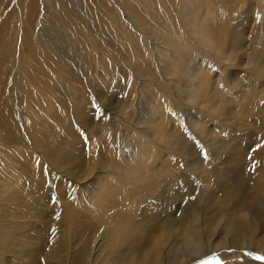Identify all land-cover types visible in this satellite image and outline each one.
I'll list each match as a JSON object with an SVG mask.
<instances>
[{"label": "rangeland", "instance_id": "1", "mask_svg": "<svg viewBox=\"0 0 264 264\" xmlns=\"http://www.w3.org/2000/svg\"><path fill=\"white\" fill-rule=\"evenodd\" d=\"M0 54L19 57L0 199L21 264H120L182 243L195 210L249 242L180 264H264V0H0Z\"/></svg>", "mask_w": 264, "mask_h": 264}, {"label": "bare ground", "instance_id": "2", "mask_svg": "<svg viewBox=\"0 0 264 264\" xmlns=\"http://www.w3.org/2000/svg\"><path fill=\"white\" fill-rule=\"evenodd\" d=\"M204 1L205 0H199V2H204ZM227 35L231 36V34H228V33H227ZM237 36H238V34H236V36L233 38L234 42H236L237 39L240 37V36H238V37ZM166 47H167L166 48L167 50H170V48H168V46H166ZM18 58L19 57L16 54H15V56L12 55V57H11V54H0V84H4L5 82H9V66L11 67L12 64L18 60ZM10 121H11L10 116H7L4 119V124L5 125L10 124ZM4 124H3V126H5ZM5 136L8 137L7 135H5ZM50 171L52 172V170H50ZM13 176L14 175L12 174V177ZM51 176H53V175H51ZM77 185H79L78 186L79 188H77ZM7 187L10 188V187H12V185L8 184ZM73 188L79 189V191H77L78 195L76 197L78 199H81L82 193L84 191L83 185H80L79 182H77V183L74 182V183H71V186L69 187V189H73ZM94 196L95 195L92 194V197H94ZM4 202H5V199H2L0 201V214L2 215L1 220L3 222L5 220L4 216H5V213L7 211L6 208H3V205L5 207V204H3ZM11 205H13V204L11 203ZM16 211H18V210L9 211V215L15 216ZM15 218H16V216H15ZM185 220H186L187 224L185 227L184 237L182 238V239H184V241H181L182 243H179L180 240L179 241L176 240L174 242H169L170 238H168L165 234L155 236L150 240L149 243L146 241L147 246H149V245L150 246H149L148 250L145 251L144 255H141L140 257H138V256L132 257L131 259H129L127 261H123V262L121 261L120 264H180L184 261L185 257H189L190 259H193V258L198 257L197 255H199L200 253L202 254L204 251H207L209 249H214V252L211 251V253H213V254L215 252H217L218 250H224V249L230 250L229 253L225 251L222 254L224 258H229L235 254L236 250H240V248H242L240 246L242 243L246 244L249 242V241L241 242V241L237 240L236 243L233 244V243H229L227 240H223L220 244L217 243V241L215 240L216 230L210 229L207 231L209 221L203 217V213H202V219H201L200 213L197 210L191 211L190 216L186 217ZM14 221H15V219H14ZM11 225H13V223H7V222L5 223L4 222L6 235H9L8 234V228L12 229V232H11L10 236L6 237V239L0 238V262L3 264H16L13 262V260L15 258H19L18 262L21 264L23 254L18 253L16 255V253L22 252V249H20V247L18 249L17 246L21 242H23V240H24V234L22 235V232H24V231L21 232V230H20L21 226L17 227L16 225H14L16 227H13ZM25 225H27V224H25ZM25 225H23V226H25ZM31 225H32V223H31ZM31 225L28 226L27 228L31 227ZM23 229H25V228H23ZM27 231H28V229H27ZM33 231H34V228H33ZM28 232H27V234H28ZM29 233H31V232H29ZM33 233H35V232H33ZM115 233H116V231H115ZM35 234H37V233H35ZM29 237L31 238L32 236H29ZM27 238H28V236H27ZM115 240H116V237L111 238L110 244L112 243V245H114L113 243ZM143 241H142V243H143ZM250 241H251L250 242L251 245L252 244L256 245V243L254 242V239H251ZM26 243H29V241ZM29 244H34V243L31 242ZM235 245H237L238 247H236ZM247 245H249V244H247ZM28 246H30V245H28ZM100 246H101V244H97V246L94 250V253H97L99 251ZM248 247L250 248V246H248ZM206 248H208V249L205 250ZM244 248L248 249L247 246H245ZM257 248H260L259 245L257 247H253L254 250ZM186 249H190V254H188V255L185 254L187 252ZM185 250H186V252H185ZM94 253H93V255H94ZM208 253H210V251H208ZM250 256H251L250 259H248L245 264H263V263L258 262L256 260V258H254V255L251 254ZM67 257H68V255H66V257H64L65 260ZM88 263L97 264V262L94 258H92V259L89 258Z\"/></svg>", "mask_w": 264, "mask_h": 264}, {"label": "snow or ice", "instance_id": "3", "mask_svg": "<svg viewBox=\"0 0 264 264\" xmlns=\"http://www.w3.org/2000/svg\"><path fill=\"white\" fill-rule=\"evenodd\" d=\"M258 147H259V145H258ZM191 199H193V200H194V199H195V197L193 196V197H191ZM185 203H186V201H185Z\"/></svg>", "mask_w": 264, "mask_h": 264}]
</instances>
